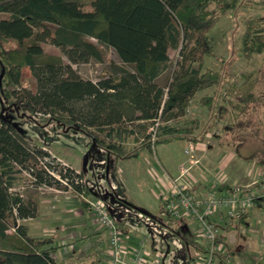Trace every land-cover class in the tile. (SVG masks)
Listing matches in <instances>:
<instances>
[{
  "label": "trees",
  "instance_id": "trees-1",
  "mask_svg": "<svg viewBox=\"0 0 264 264\" xmlns=\"http://www.w3.org/2000/svg\"><path fill=\"white\" fill-rule=\"evenodd\" d=\"M239 1L0 0V264H62L54 256L58 247L51 238L31 236L28 226L19 223L37 212L33 200L14 191L24 172L35 189L55 187L99 196L111 216L119 215L124 207L147 213L125 199L116 173L119 158L131 159L138 152L127 155L123 146L111 140L133 133L121 128L133 121L145 122L150 128L158 121L154 137L153 131L147 134L149 140L153 137L145 145L148 149L191 133L193 128L163 123L186 115L198 91L219 84L218 71L202 70L205 59L215 56L208 32ZM46 41L60 50L66 62L44 50ZM240 43L245 59L264 52V17L246 21ZM107 48L114 50L120 64H113V70L97 81L82 78L72 67L103 62ZM171 50H179L178 59L163 87L157 80L172 68ZM26 68L30 71L27 86L23 83ZM17 87L22 88V96ZM236 90L238 101L231 102L234 109L243 111L250 103L264 102V82ZM201 101L209 106L211 98ZM16 105L41 114L42 121L51 119L77 129L113 153L112 170L105 171L104 178L107 181L109 174L121 198L97 190L95 183L85 180L83 169L77 172L59 163L44 146L20 133L2 114ZM220 112H226L224 106ZM192 123L195 128L197 122ZM95 134L104 140H97ZM259 141L264 143V139ZM245 159L264 167V147ZM237 225L249 226L247 214ZM86 255L77 264H97L95 255Z\"/></svg>",
  "mask_w": 264,
  "mask_h": 264
},
{
  "label": "rangeland",
  "instance_id": "rangeland-1",
  "mask_svg": "<svg viewBox=\"0 0 264 264\" xmlns=\"http://www.w3.org/2000/svg\"><path fill=\"white\" fill-rule=\"evenodd\" d=\"M256 16L264 17V0H240L233 9L222 15L216 25L208 32L215 56L205 59L202 70L209 68L218 71L220 82L216 86L198 91L193 96L186 115L163 123L178 129L193 128L191 133H181L180 136H185V138H173L169 143L159 144L152 146V149H148L145 145L148 141L152 142L153 138L149 140L147 134L153 130L145 122L133 121L125 123L121 127L125 130H132L133 133L124 134L120 139L115 137L111 140L123 146L127 155L139 152L137 157L131 159L119 158L120 161L116 165L126 181L130 195L145 198L147 195L145 190L149 187L156 188L159 192L160 185L158 184L159 186L156 187L154 185L155 177L163 178L160 174L161 169L169 173V171H172L173 165H177L178 170L175 171L174 176L179 173L181 166H192L190 173L201 184L205 178L215 180L218 183L223 182L226 187L251 185L252 189H262L259 184L264 178V167L255 162H249L245 158L264 147V143L259 141L264 139V102L259 104L250 103L243 111L233 107V104L238 101V96L235 94L236 91H239L236 90L237 88L245 87L249 83L251 85L252 82L254 86L264 82V52L254 55L248 60L242 56L240 50V38L245 29V23L248 19ZM42 46L44 50L53 55L62 56L60 50L48 41L43 42ZM178 54L179 50L169 52L173 62L172 68L158 78L159 85L165 87L169 83L171 71L178 59ZM62 58L66 62L67 59L64 56ZM113 64H120V60L113 49L107 48L103 62L90 61L85 64L72 65V67L82 78L97 81L106 72L113 70ZM29 76L30 71L27 68L24 69L23 83L25 86L28 85L26 80L30 79ZM17 88L19 90L17 92L22 96V88ZM9 90H13V88H9ZM202 98H211L209 106L203 104ZM240 104L242 105V103ZM222 106H224L226 112L219 113ZM2 114L20 133L26 135L27 138L38 145L44 146L52 158L61 155L70 159L75 167L78 165L77 160L83 159L82 169L85 180L89 184L97 183V190L102 193L111 192V177L108 174L107 181L104 177L106 176V169L107 172L112 170L115 155L99 143H95L92 137L72 127L58 125L57 122L51 119L42 121L39 117L41 114L31 113L22 109L19 105L4 110ZM193 121L197 122L195 128L193 127ZM156 134H160V132L157 131ZM95 136L97 140H104L102 135L95 134ZM189 143L195 145L193 158H190L184 152ZM194 160H197L196 164L191 162ZM59 163L71 166V163L65 164L61 161ZM152 170L153 173H151ZM201 173L204 175L203 178H200ZM152 180L154 187L152 186ZM14 191L25 200H32V196L37 195L38 201L41 202L38 217L41 221L45 220L50 224L49 227L59 224L61 217H67L63 213L65 210L61 207L60 194L55 196L54 193H48L51 191L45 192L42 188L35 189L32 186V179L25 172L19 175ZM68 195L75 197L76 194L71 192V195ZM52 197L55 199L50 200ZM97 197L100 202L107 205L105 200H102L99 196ZM77 198L81 199L78 196ZM126 208L128 207L121 209L119 215L112 213L113 219L120 225L124 216L131 220L133 225L138 221V217L144 219L150 225L149 230L147 229L149 234L146 239L151 240L152 238L154 240V249L151 248L150 251L154 252L156 249L168 251L165 264H189L191 262L195 252L191 244V230L188 227L184 229L178 222L175 225L165 223L167 218L163 216L161 209L154 211L161 216H157L155 213L154 218L156 219L153 220L151 216L144 217L139 213H134L131 208ZM68 215L71 218L72 225L77 227V212L74 211ZM256 215L264 218L262 212ZM38 220L37 222H39ZM19 223L27 225L29 234L32 236L34 221L25 219L20 220ZM174 227L180 230L179 233L176 232L178 234L173 231ZM262 227V233L256 232L257 230H250L251 233L250 231L246 233L245 231H237L235 227L233 230H229L230 226H222L220 228V231H222L220 241L224 246L223 253L226 252L231 255L230 257H233L235 261H239L240 264H264V225ZM121 228L123 229V226ZM226 228L228 232H226ZM57 230L54 235L59 246L64 247L66 251H70V246L74 243L75 237H63L59 227ZM33 233L39 234V236L51 234L49 231H38V227H34ZM158 234L161 235V240H157ZM243 242L247 244V247H242Z\"/></svg>",
  "mask_w": 264,
  "mask_h": 264
},
{
  "label": "built area",
  "instance_id": "built-area-1",
  "mask_svg": "<svg viewBox=\"0 0 264 264\" xmlns=\"http://www.w3.org/2000/svg\"><path fill=\"white\" fill-rule=\"evenodd\" d=\"M158 124L156 121L151 127L153 137ZM194 149L195 145L189 143L184 152L193 158ZM191 162L196 164L197 160ZM191 167L181 166L179 173L174 177L164 172L167 181L166 184L160 185L157 195L161 211L167 219H183L190 222L191 244L195 255L189 264H240L230 257L231 255L223 253L220 228L227 225L230 226L229 230L235 227L241 232L252 231L249 226H238L237 221L247 210L255 207L259 200L264 199L263 186L262 189H252L251 185L221 187L223 182L204 178L205 191L198 193L194 191L198 181L191 175ZM61 182L66 184L64 180ZM110 191L121 198L117 192V184L113 181H110ZM80 196L87 202L97 232L105 233V253L97 259V264H164V251L156 249L154 252H148L144 239H140L136 244L124 241L122 226L116 223L106 205L100 202L97 196Z\"/></svg>",
  "mask_w": 264,
  "mask_h": 264
},
{
  "label": "crops",
  "instance_id": "crops-1",
  "mask_svg": "<svg viewBox=\"0 0 264 264\" xmlns=\"http://www.w3.org/2000/svg\"><path fill=\"white\" fill-rule=\"evenodd\" d=\"M138 155H139V152H138ZM55 158L57 160L61 161L62 163H65V164L71 163V166H69V167L73 168L77 172H79L83 168L81 159L77 160L78 165L75 167L73 165V163L70 161V159H67L66 157L59 155V157H55ZM120 159H125V158H120ZM120 159L117 160L116 165L120 161ZM106 171H107V169H106ZM164 171H165V173H167V175H169V176L173 175V177H174V174L176 173L175 171H178L177 165H173V169H172V171H169V173L166 170L161 169L160 174L163 178H160L158 176L155 177V183H154L155 187L162 185V184H166L165 182L167 181V179L165 178V176L163 174ZM116 173H117V176H118L120 182L122 183V185L125 189V191H124L125 199L128 200L129 202H131L132 204H134L135 206L139 207L140 209L144 210L145 212H147V213H143L139 210L131 208L132 211L134 210V213H139V215L144 216V217L145 216H151L153 218V220L156 219V218H154L156 214H157V216H161V215H159L158 212H154V211H159L161 209L160 204H159V199H158V196L156 194L158 192L156 190V188L155 189H152L150 187L147 188L145 190V192L147 194L145 198L144 197H141V198L134 197V196L130 195L129 189L127 188V185H126V181L122 177V175L120 174V169L117 166H116ZM147 173H148V171H147ZM151 173H153V170L151 171ZM203 177H204V175H203V173H201L200 178H203ZM161 182H162V184H161ZM95 184L97 185V183H95ZM204 184H205L204 182L202 184L197 182V184H195L194 191L198 192V193L199 192L203 193V191H205V188H206V185L204 186ZM154 185H153V180H152V186L154 187ZM259 185L263 186V188H264V180L263 179H262L261 184H259ZM41 188L45 192L51 191L48 193L49 194L54 193L55 196H57V194H60V197L62 199V206L61 207L63 210H65L63 213H64V215H67V217H65V218L61 217V221L59 224L51 225L52 227H49L50 224H48L45 220L41 221V219H39V217H38L41 202L38 201L39 199H38V197H36L37 195L32 196V200L37 204L36 216L33 218H29V219H32V221H34V223L32 225V236L40 237V238H51L53 240L52 245L58 247L54 253V256L62 264H77L79 261H81V259L84 258V256L86 254L95 255L96 259L100 258L101 254L103 252L105 253V249H106L105 248L106 247L105 233L104 232H97V230L95 229L96 223L92 218V215L90 213L88 205H85L82 202V200H83L87 204V202L84 200V198H82L80 195H78L75 192L70 191V190H61V189H57L55 187H40V188H38V190ZM71 192L75 193L81 199L77 198L76 195H75V197L73 195H71ZM68 194H70L72 197L69 196ZM61 195H63V196H61ZM87 196L96 197V195L93 193H89ZM87 196L84 195V197H87ZM53 199H55V198L52 197L50 200H53ZM259 201H258L259 206L253 207V208H255L254 210H252L253 208L247 210L246 214H247V221L249 222V228L251 227L252 231L257 230L256 232L262 233V228H263L262 226L264 225V218L258 217L256 214H258L259 212L264 213L263 212L264 201H260V202ZM53 203H55V202H53ZM126 209H129V208H126ZM74 211L77 212V215H76V219H77L76 226L77 227L72 225L71 218L68 215ZM124 211H125V209H124ZM119 213H121V212H119ZM37 220L39 222H37ZM137 220L138 221L136 223H134L135 225H133L131 220H129L126 216H124L123 222H121V226H123V232L125 235L124 241L126 243L136 244L140 239H144L145 242L147 240L146 237L149 234L147 229L149 230L148 227L150 225L144 219H140L139 217L137 218ZM177 222L179 224H181L184 227V229H187V227L189 229L191 228V224L188 220L179 219V220H174V221L172 220L171 221V223L174 225L177 224ZM165 223H168V219ZM47 224H48V227L50 229L47 227ZM162 225L164 226V223ZM34 227L35 228L38 227V231H40V230L41 231H43V230L49 231L51 234L46 235V236H39V234H34L33 233ZM58 227L62 232L61 236L69 237V238L75 237L74 243L70 246V251H66V249L64 247L59 246V243L56 240V236L54 235V233L56 232ZM174 228L175 229H173V231H175V234H178L180 232V230H177L176 227H174ZM173 231H172V233H173ZM176 232H178V233H176ZM220 232H222V231H220ZM226 232H228V230ZM149 237L151 238L150 235H149ZM161 239H162L161 235L158 234L157 240H161ZM148 240L146 243V250L148 249V252H152V251H150V249L151 248L154 249L153 248L154 247L153 246L154 240L152 238H151V240H149V241ZM243 243L244 244H242V247L243 248H245V246L247 247V244H245V242H243ZM156 248H159V247H156ZM79 250H80V253H79ZM157 250H160V249H157ZM164 253H165V257H166L168 254V251L164 250ZM88 255H86V257ZM165 257H164V264H165Z\"/></svg>",
  "mask_w": 264,
  "mask_h": 264
}]
</instances>
